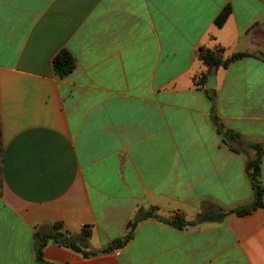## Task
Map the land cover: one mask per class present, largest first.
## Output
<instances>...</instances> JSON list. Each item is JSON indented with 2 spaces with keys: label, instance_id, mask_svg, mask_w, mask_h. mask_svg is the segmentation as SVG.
Listing matches in <instances>:
<instances>
[{
  "label": "crops",
  "instance_id": "obj_1",
  "mask_svg": "<svg viewBox=\"0 0 264 264\" xmlns=\"http://www.w3.org/2000/svg\"><path fill=\"white\" fill-rule=\"evenodd\" d=\"M201 48L258 57L220 66L207 93ZM63 49L76 60L64 79L52 65ZM213 106L239 140L218 133ZM0 124V264H264V206L183 229L148 219L126 247L88 258L50 242L39 263L35 251L56 223L71 236L88 227L96 252L140 208L191 222L254 202L264 0H0Z\"/></svg>",
  "mask_w": 264,
  "mask_h": 264
},
{
  "label": "trees",
  "instance_id": "obj_2",
  "mask_svg": "<svg viewBox=\"0 0 264 264\" xmlns=\"http://www.w3.org/2000/svg\"><path fill=\"white\" fill-rule=\"evenodd\" d=\"M232 10L231 7H226L216 18L215 24L218 28H222L226 23L228 17L230 16ZM200 60L209 70L213 65L219 62V66L223 68H228L230 64L239 61L247 57H258L257 55H252L249 53H235L228 58H224V49L219 48L216 50H206L204 48L200 49ZM262 57V55L260 56ZM52 65L56 75L64 79L70 76L76 69V60L73 55L67 49L61 50L52 61ZM208 72L203 73L198 80L196 85L200 88L205 89L207 93L211 90L205 88L207 82ZM210 100L213 101V97L209 96ZM212 122L220 135L223 136V139L226 143L230 141H237L240 139L238 133L232 131H225L223 125L221 124L219 118L216 114V109L213 106L212 108ZM257 156L255 159L249 160L246 164V173L250 180L251 186L254 190L255 199L254 202L248 206L239 207L231 211H226L225 209L218 207L212 211H208L205 214H202L198 217L197 220L187 222L175 216L170 219H166L157 215V208L151 207L149 209L140 208L136 216L128 223V233L125 237L115 239L110 245L100 251H90L89 250V239L90 231L88 227H84L82 233L78 236L66 235L63 232V225L61 223H56L52 227L41 228L35 234V244H36V259L39 263H45L43 257L44 248L48 243L52 242L58 246L69 248L75 252L81 253L84 257L88 258L91 256H96L99 254H108L116 250H120L126 247L135 237L136 230L140 223L148 219H156L162 223L170 225L172 227L183 229L187 226H197L206 222H217L224 219L227 215L234 213L237 216H245L253 213L254 211L263 208L264 206V188L261 183L260 173H261V162L264 157V148L259 144H252ZM3 135L2 127L0 124V194L3 190Z\"/></svg>",
  "mask_w": 264,
  "mask_h": 264
},
{
  "label": "water",
  "instance_id": "obj_3",
  "mask_svg": "<svg viewBox=\"0 0 264 264\" xmlns=\"http://www.w3.org/2000/svg\"><path fill=\"white\" fill-rule=\"evenodd\" d=\"M219 62H217L215 65H213L209 70H208V77H207V82L205 88L207 90H213L216 89L217 87V82H216V75L219 69Z\"/></svg>",
  "mask_w": 264,
  "mask_h": 264
}]
</instances>
